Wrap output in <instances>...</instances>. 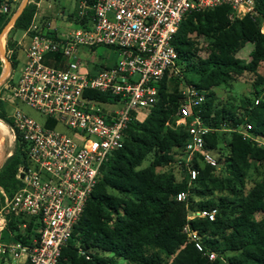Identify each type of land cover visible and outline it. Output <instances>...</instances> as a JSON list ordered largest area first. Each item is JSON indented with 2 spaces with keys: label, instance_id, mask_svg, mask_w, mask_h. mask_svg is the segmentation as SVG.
I'll use <instances>...</instances> for the list:
<instances>
[{
  "label": "trees",
  "instance_id": "16d2710c",
  "mask_svg": "<svg viewBox=\"0 0 264 264\" xmlns=\"http://www.w3.org/2000/svg\"><path fill=\"white\" fill-rule=\"evenodd\" d=\"M38 1L27 4L9 32L7 51L13 70L19 60L18 42L11 33L29 30ZM4 3L10 9L15 0H0V33L10 20L9 12L1 9ZM254 4L257 15L243 18H231V8L226 4L185 16L173 44L177 64L184 72H194L197 81L184 72L181 76L168 71L156 84L157 102L130 124L123 146L103 164L102 176L57 264H264V146L239 131L249 123L254 134H264V75L260 72L264 64V0H254ZM201 36L206 39L204 45L199 41ZM247 44L253 46L250 58H240L238 53ZM202 49L206 50L205 57L200 55ZM101 67V63L95 64V69ZM2 69L0 56V75ZM245 73L255 75L253 97L242 96L237 107L216 104L214 88L232 86ZM182 83H193L206 92L200 115L213 128L205 141L218 161L217 166H211L202 158L194 159L199 174L190 187L189 209L186 202L176 199L189 179L186 170L177 166L180 180L172 170H165L172 167V148L182 147L189 140L187 127L176 123ZM89 94L101 102L111 100L107 93ZM8 107L0 99V119L10 126ZM47 124L54 126L55 122L49 120ZM221 131L230 132L225 147H221ZM15 146L0 167V186L8 197L23 185L17 176L19 166L30 164L27 143L18 131ZM151 154L150 164L141 167ZM218 168L220 174L227 173L228 192L195 202L193 195L201 197L209 192L208 180ZM252 170L260 171L261 178L245 190ZM203 207H216V218H194L190 224L202 235L205 250L216 252L215 259L199 251L183 231L189 210ZM34 220L11 214L7 230L27 243L33 236ZM24 222L29 223L26 229L21 228ZM77 242L84 253L76 247Z\"/></svg>",
  "mask_w": 264,
  "mask_h": 264
},
{
  "label": "built area",
  "instance_id": "2783aa9c",
  "mask_svg": "<svg viewBox=\"0 0 264 264\" xmlns=\"http://www.w3.org/2000/svg\"><path fill=\"white\" fill-rule=\"evenodd\" d=\"M223 4L230 6L231 18L257 15L254 0H77V11L61 16L76 29L59 34L55 28L50 31L47 22L44 32L33 18L26 31L30 44L19 80L5 82L0 96L9 107L22 101L48 117L41 124L18 107L9 113L12 133L16 136L18 131L27 143L30 164L19 166L17 176L24 175L23 185L12 197L0 186V234L10 215L16 214L35 219L33 236L27 243L0 240V264L58 263L102 176L103 164L123 146L130 124L157 102L156 84L168 71L181 74L173 40L182 20L189 13ZM1 9L8 12L9 5L4 3ZM99 47L116 52L118 59L110 62L106 55L97 60ZM97 62L102 64L99 69ZM89 91L107 93L111 100L101 102ZM205 100L204 90L193 83L181 84L176 123L187 127L189 140L172 148L171 164L188 174L185 189L176 194L188 209L190 187L199 174L194 159L218 165L206 147L205 136L213 128L200 115ZM49 120L55 125H48ZM59 124L70 133L57 129ZM239 131L264 146V134H254L249 123ZM217 211L216 207L189 210L183 228L209 259L217 254L205 250L202 235L190 221L214 220ZM28 226L21 224L23 229ZM76 247L84 253L79 242Z\"/></svg>",
  "mask_w": 264,
  "mask_h": 264
},
{
  "label": "rangeland",
  "instance_id": "374dc122",
  "mask_svg": "<svg viewBox=\"0 0 264 264\" xmlns=\"http://www.w3.org/2000/svg\"><path fill=\"white\" fill-rule=\"evenodd\" d=\"M24 0H15V3L10 7L9 9V17L10 19L14 16V14L18 11V9L21 7L22 3ZM61 1V4L63 2V5L66 3H64V1ZM78 9V5H73V7H71V9L68 10L71 11L72 13H75ZM66 12V11H65ZM64 13H62V11L59 9L55 11L54 15L57 19H61L62 17L64 18ZM62 16V17H61ZM45 21V20H44ZM43 22V21H41ZM61 27L64 28L63 32H68V30H72V29H76L77 25L73 22H69L68 20H64L61 21ZM13 26H9V29L7 30L6 36H5V42H4V49L6 50V54L9 56V52L7 51V40H8V36H9V32L11 30ZM262 28L264 27L263 25L261 26ZM23 31L20 30H15L11 33V36H13L14 40L17 41V39H19V37L22 35ZM199 41L201 43V45H204L206 39L204 36H201L199 38ZM18 44V43H17ZM17 50H18V60H19V64L17 66V68H15L14 70L11 67V63H10V71L8 72L7 76L5 78H3L0 82V96H2V90H3V85L5 84V82H7L8 84H15L18 82L19 77L21 75V71L22 68L25 65L26 62V56H25V48L27 45L24 44V40L23 43L21 45H17ZM250 44H247L246 47H244L239 53L238 56L240 58H246L249 59V51H250ZM98 53H97V60L98 58L101 56H108L110 58V62H113L115 60L118 59V54L114 51H108L103 47H99L98 49ZM200 55L205 57L207 55L206 50H201L200 51ZM1 56V60L3 62V68H5V60L3 58V56L0 54ZM9 58V57H8ZM10 61V60H9ZM177 67L180 71L181 74H183V70L181 68V66L179 64H177ZM3 71L4 69H2V73L0 76L3 75ZM260 72L261 74L264 75V64L261 65L260 67ZM187 77L193 81H197V75L194 72L191 71H186L184 72ZM180 74V75H181ZM182 76V75H181ZM255 82V75L252 73H245L243 74L241 77H239L237 79V81L233 82L232 86H227V85H222L220 87H217V91H215L216 93V104L219 105H232L233 106H238L237 104L240 101V98L244 95H248L253 97V93H252V88H253V84ZM14 107H18L20 110H22L26 115H28L29 117L35 119L36 121H38L41 124L46 123L48 117L47 115L43 114L41 111L29 106L28 104L22 102V101H18L14 106L12 107H8L9 109V113L12 109H14ZM1 122H3L6 126L7 129V133H8V137H6V139L4 138L5 141V146L3 147V157L2 160L0 162V167L3 165V163L5 162V160L15 151V136L12 133L10 126L3 121L2 119H0ZM57 129L62 130V131H67L68 133L69 130H67V128L64 125H57ZM225 131H221L220 135H221V147H225V144L227 142H229L230 140V132H227L225 134ZM7 143V144H6ZM9 152V153H8ZM153 159V154L147 156L144 161L141 164V167H145L147 165L150 164V162ZM165 170L170 171L172 170L176 177L178 178V180H180L181 178V172L179 171V169L177 168V166L172 165V167H168ZM164 170V171H165ZM218 171V172H217ZM215 171L214 173H212L213 178H211V180H208V188H209V192L204 195V196H197V195H193V200L195 202H200L202 200H208L210 198H218L221 195H225L228 192V186H229V182L227 181V173L226 172H222L221 174L219 173V168L218 170ZM221 171V170H220ZM261 178V174L260 171L257 170H252L249 175H248V180H247V185L245 187V190H248L250 186H252L253 182L257 181L258 179ZM0 204H2V197L0 195ZM260 217V216H259Z\"/></svg>",
  "mask_w": 264,
  "mask_h": 264
},
{
  "label": "crops",
  "instance_id": "0c3cea01",
  "mask_svg": "<svg viewBox=\"0 0 264 264\" xmlns=\"http://www.w3.org/2000/svg\"><path fill=\"white\" fill-rule=\"evenodd\" d=\"M64 1V3H66V5H63V2L61 4V1L59 0H39L37 2V10L36 13L34 15V18L36 19V21L41 23V27L42 30L45 32L46 31V26L45 24L48 22L50 23V31H53L54 28L57 29V33H63L64 28L61 27V21L62 18L57 19L54 15L55 11L59 9V11L61 10L62 13L65 11H69L71 9V7H73V5H77V0H62ZM69 8V10H68ZM45 20V21H44ZM43 21V22H41ZM71 30V29H70ZM69 31V30H68ZM65 32V31H64ZM24 40V44L27 45L26 48L24 49L25 51V56H26V49L30 44V37L29 35L26 33V31H24L22 33V35L19 37V39H17V42L19 45H21L23 43ZM251 45V44H250ZM252 45L250 46V50L252 49ZM215 91H217V87L214 88ZM217 93V92H216ZM0 240L4 241V242H14L16 239L13 235L12 232L6 229L0 234Z\"/></svg>",
  "mask_w": 264,
  "mask_h": 264
},
{
  "label": "bare ground",
  "instance_id": "6f19581e",
  "mask_svg": "<svg viewBox=\"0 0 264 264\" xmlns=\"http://www.w3.org/2000/svg\"><path fill=\"white\" fill-rule=\"evenodd\" d=\"M9 26H10V24H8L5 27V29L2 31V33L0 35V43H1V46H2L3 49H4L5 36H6L7 30L9 29ZM3 69H4V71H3L2 79L5 78L7 76V74H8L7 67L5 66V68H3ZM6 137L9 138L6 126H5V124L3 122L0 121V162H1L3 154H4L3 147L5 146L4 143L6 141V140L4 141V138L6 139Z\"/></svg>",
  "mask_w": 264,
  "mask_h": 264
},
{
  "label": "water",
  "instance_id": "95a60500",
  "mask_svg": "<svg viewBox=\"0 0 264 264\" xmlns=\"http://www.w3.org/2000/svg\"><path fill=\"white\" fill-rule=\"evenodd\" d=\"M31 0H24L21 7L18 9V11L14 14V16L9 20V22L5 25V27L10 24V26H13L14 23L16 22V20L18 19V17L22 14V12L24 11L25 7L27 6V4L30 2ZM5 27L3 28V30L5 29ZM2 30V31H3ZM1 31V33H2ZM0 33V35H1ZM0 54L3 56L5 62H6V67L8 69V72L10 71V61L8 58V55L6 54V50L2 48L1 43H0ZM2 80V76H0V82ZM23 174L20 175V178H23Z\"/></svg>",
  "mask_w": 264,
  "mask_h": 264
}]
</instances>
